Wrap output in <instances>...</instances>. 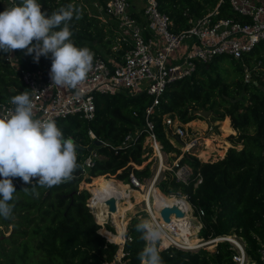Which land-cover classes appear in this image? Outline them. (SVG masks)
Returning <instances> with one entry per match:
<instances>
[{"label": "trees", "instance_id": "trees-1", "mask_svg": "<svg viewBox=\"0 0 264 264\" xmlns=\"http://www.w3.org/2000/svg\"><path fill=\"white\" fill-rule=\"evenodd\" d=\"M107 1L99 0L103 7ZM157 1L159 10L173 20L175 32L190 26V16L201 17L217 7L222 18L239 17L230 0ZM9 2L0 0V12ZM38 3L48 14L68 4L78 8L80 18L74 16L70 22L71 39L77 47L89 48L94 59L103 57L102 49L111 46L106 39L115 32L104 30L100 15L89 12L88 0H38ZM263 51L264 41L247 52L242 60L228 54L210 62L196 60L194 73L170 82L156 106L147 93L134 96L96 93V115L92 120L80 115L56 118L64 137L71 138L76 145L78 167L71 179L50 188L25 185L21 178H13L17 192L10 201L12 216L9 219L0 217V226H12L13 231L0 238V264H107L115 261L121 247L100 231L102 226L88 205L92 192L81 188V183H91L90 189H102L104 184L114 182L122 190L125 183L126 191L133 190L129 185L132 176L140 182L151 176L149 156L153 150L145 144L149 135L147 120L153 122L158 141L165 153L174 155V161L182 154V140L170 132L171 136L168 135L170 127L166 119L187 124L202 119L194 111L203 108L214 112L212 120L225 119L226 133H237L229 136L231 146L224 157L215 161L204 162L192 154H184L181 164L189 165L193 172L189 181L178 180L173 170H163L154 185L153 200L179 201L177 196H186L196 214L199 209L205 211L198 233L200 238L210 242L235 236L243 242L247 254L257 258L258 249L264 243ZM15 53L18 63L24 67L35 69L51 65L43 56L37 63L34 54L28 55L26 49L15 50ZM8 54L0 51V98L4 102L29 91L6 59ZM245 66L251 71L249 81L245 80ZM151 106L153 110L148 115ZM130 133L134 134V140L126 142ZM89 157L94 163L91 167L86 166ZM108 175H115L120 181L107 178ZM199 179H202L200 183ZM24 187H29L28 193L22 191ZM164 195L170 196L161 197ZM188 201L183 202L186 216L180 218V223L183 232L193 234L196 227L188 217ZM97 218L104 220L101 216ZM141 220L131 219L126 234L132 240H127L123 247L122 264H141L137 257L146 242L135 228ZM106 230L115 233L110 224ZM173 240L188 248H198L170 246L160 250L163 264H236L233 255L237 248L231 241H218L215 251L211 252L201 248L199 241L190 244Z\"/></svg>", "mask_w": 264, "mask_h": 264}, {"label": "built area", "instance_id": "built-area-1", "mask_svg": "<svg viewBox=\"0 0 264 264\" xmlns=\"http://www.w3.org/2000/svg\"><path fill=\"white\" fill-rule=\"evenodd\" d=\"M136 1L138 11L135 10L132 0L107 1L104 7L106 14L121 21V29H115V41L112 44L114 56H99L93 60L92 70L79 86V95L76 90L53 86L50 64L30 69L20 65L17 59L13 58V54L9 53L10 56L6 59L15 67L29 88L35 105V118L55 120L59 117L80 115L92 120L96 115V93H123L127 96L147 93L153 98V106H156L170 82L194 73L196 60L210 62L224 54L242 60L247 52L264 41V0H230L231 7L239 15L238 18L220 17L217 7L204 16H190V26L178 32L172 30L173 20L159 10L157 0ZM46 60L52 63L50 54ZM245 72V80H251V71L247 66ZM153 106L148 109V115L152 112ZM12 107L9 102H4L0 98V112H6ZM173 122L171 118L166 119V124L170 128L174 125ZM147 128L149 135L146 144L151 146L153 154L159 161V170L153 184H156L159 175L166 169L173 170L178 180L188 182L193 174L192 168L187 164H181V159L184 154L198 157V153L192 150L198 146L202 147L200 146L202 141L198 138L185 141L182 144V154L169 164L165 162L163 155L165 153L157 139L152 121L147 120ZM170 133L182 141L188 136L180 126ZM90 134L95 138L92 132ZM125 140L133 141L134 134L130 133ZM93 164L92 157H89L86 166L91 167ZM201 181L202 179H199L198 183ZM131 184L135 187L142 186L134 176L131 178ZM195 215L202 222L205 211L199 209ZM154 220L159 225L155 216ZM194 226L200 230L203 223ZM160 228L165 235L162 239L168 241L162 250L171 245L188 248L166 234V226ZM127 240H132V237L127 236L125 232L120 258L116 257L115 261L107 264H122L123 247ZM219 240L236 243L237 250L233 255L236 264H264V243L258 249V257L252 258L246 249L231 237L216 239Z\"/></svg>", "mask_w": 264, "mask_h": 264}, {"label": "clouds", "instance_id": "clouds-1", "mask_svg": "<svg viewBox=\"0 0 264 264\" xmlns=\"http://www.w3.org/2000/svg\"><path fill=\"white\" fill-rule=\"evenodd\" d=\"M74 16L80 18L73 4L48 14L38 0H10L0 12V51L26 49L37 63L50 54L53 86L76 90L79 95V86L92 70L94 54L72 41ZM9 103L13 107L0 112V217L4 219L13 212L10 201L17 192L13 178H21L25 185L50 188L71 179L78 167L74 141L64 137L55 120L35 118L29 91L12 96ZM22 191L28 193L29 187ZM135 228L146 242L137 257L141 264H163L159 225L144 219Z\"/></svg>", "mask_w": 264, "mask_h": 264}, {"label": "rangeland", "instance_id": "rangeland-1", "mask_svg": "<svg viewBox=\"0 0 264 264\" xmlns=\"http://www.w3.org/2000/svg\"><path fill=\"white\" fill-rule=\"evenodd\" d=\"M88 5H89L88 9H89L90 13H93V14L103 13L102 11L104 10V7L100 4L99 0H88ZM101 21L105 25L104 30H107V31L112 30V31L116 32L115 29H121V21L116 17H112V16H109L108 14H106L105 15V21L102 18H101ZM106 40H110L111 46L108 48H103V49L101 48L102 52H103V56H105V57L114 56V50L112 48L113 47L112 44L115 41V34L113 36L108 35ZM11 53L13 54L12 55L13 58L18 59V61H19V57H18L17 53H15V50ZM263 53H264V51H263ZM8 56H10V54H8L6 56V58ZM212 113H214V112L212 111ZM211 115H210L209 119H206V118L201 116L202 119L199 118V119L192 121L190 123H187V124H182L179 121L174 120V122H173L174 125H172V127L169 128L167 133L169 135L170 134L169 132L175 131L178 126L182 127L188 135L187 137L183 138L182 144L185 141H189L190 139L198 138L202 141V144L200 145L202 147L198 146V147L194 148L192 150V152L198 153V157L204 162L218 160L219 158L225 156L228 148L231 146V143L229 142V136L236 135L237 133L236 132L230 133V134L226 133V131H225V119H223V120H214L213 119L212 120ZM211 126L213 128H211ZM170 136H171V134H170ZM146 142H147V140H146ZM173 144H175V141ZM180 147H181V145H180ZM163 155L165 157V162H168L170 164V162H172V158H173L172 156H174V155L173 154H167V153H165ZM155 156L156 155L153 154V152L149 156L150 160L152 162L151 163V171H150L151 176L144 178V180L141 182V184H142L141 187H135L131 183L130 184L128 183L133 190L126 191L124 188L125 183L123 182L124 183L123 184V190L125 192V197L121 198L120 200H117L118 201L117 206L121 211L120 223L123 227H126L125 232H127L128 226H129L131 219L133 217H138V218H141L142 220L150 219L154 224H156V222L154 220V216L157 217L160 215V212L156 211V208L154 206V200H153L155 197L154 196V187H155L154 185L157 184V183L153 184V182H154V177L159 170V161H158V158H156ZM106 177L120 181L116 178L115 175H108ZM93 181H94V179H93ZM90 184L91 183L82 182L81 188H87L88 190H90V186H88ZM152 187H153V192L150 194L149 192H150ZM157 189L161 192V190L158 187H157ZM135 191H138V192H135ZM168 196L169 195H164L161 197L166 198ZM182 197H184L187 200L186 196H182ZM92 200H93V198L91 197V199L88 201V205L92 208V211L96 217V220L102 226V229H106L107 225L110 224L114 227L115 232H116L117 228H116L115 223L113 222V218H112L111 214L109 212H104L103 207H107V206L99 204V206L93 207L92 206ZM179 202H181L182 209H183V201H179ZM189 205L191 206V210L189 211V214H188L189 220L193 223V225H199L200 226V224L202 223L201 220H199L198 217L195 215V211H194L192 205L190 204V202H189ZM98 213H100V214H98ZM98 216H101L102 218H104V220L98 221L99 220L97 218ZM160 217H161V215H160ZM158 220H159L158 224L160 225V227L163 228L164 226H166V232L168 233V235H170L172 239H176V237L178 236V235H175L176 230L174 229V226L176 224H174V222L172 220L170 223L164 222L162 217ZM12 231H13L12 226H8V227L0 226V238H2V235L9 236L12 233ZM106 231L110 232L108 230H106ZM110 233L115 234L113 232H110ZM198 233H199V230L197 227H196V229H194L193 234L185 232L187 238H193L190 240V242H187V243L191 244V243H193V240L196 239L197 241H199L198 245L201 248H207L211 252L215 251L216 243L218 241H215L216 239L212 240L214 242L204 241L202 238H200L198 236ZM231 238L236 240L235 236H232ZM162 241H164V240L161 238V241H160L161 244H162ZM236 241L244 247L243 242H241L240 240H236ZM122 243H123V241H122ZM122 243L121 244L117 243L120 245L121 249H122ZM164 243L168 244V242L166 240L164 241ZM171 246H174V245H171ZM211 246H213V247H211ZM161 248H163V244H162V247H160V250H162ZM179 248H181V247H179ZM197 248H194V249H197ZM185 249H187V248H185ZM120 255H121V250L117 253L116 257L120 258Z\"/></svg>", "mask_w": 264, "mask_h": 264}, {"label": "bare ground", "instance_id": "bare-ground-1", "mask_svg": "<svg viewBox=\"0 0 264 264\" xmlns=\"http://www.w3.org/2000/svg\"><path fill=\"white\" fill-rule=\"evenodd\" d=\"M153 187L151 188V190L149 192L150 194L153 192ZM121 189H122L121 186L118 185V184H116V183H114V182H109V183L104 184V186H103L102 189H90L91 192H92V198H93V200H92V206L93 207H97V206H99V204H102V205L107 206L105 204V200L108 199L111 196H115L117 198V200H120L121 198H124L125 197V193ZM135 192H138V191H135ZM177 199L179 201H183V202L184 201H187L182 196H177ZM179 201H175V200H164V199H160L159 198V199L154 200V206L156 208V211H158V212H160V210L163 208L164 205H174V204H176V205H178L179 207L182 208V204ZM103 209H104V212H108V206L107 207H103ZM190 210H191V206L189 205V211ZM100 213H98V214H100ZM110 214H111V216L113 218V222L116 225L117 231L115 232V234H111L110 232L108 233L106 231V229H102L100 231L102 232V234H104L105 236H107V238L109 240H112L113 242H116V243H120L121 244L122 241H124V233L126 231V227H123L121 225V223H120L121 211L118 208L116 212H113V213H110ZM156 218L157 219H160L161 217L159 215ZM172 221L174 222V224H176L174 226V229L176 230L175 235H178L176 237V239L182 240L184 242H190V240L193 239V238H187L185 232H183V225H181V223H180V218L176 217L175 215H172ZM195 241H197V240L194 239L193 240V243ZM211 247H213V246H211Z\"/></svg>", "mask_w": 264, "mask_h": 264}, {"label": "water", "instance_id": "water-1", "mask_svg": "<svg viewBox=\"0 0 264 264\" xmlns=\"http://www.w3.org/2000/svg\"><path fill=\"white\" fill-rule=\"evenodd\" d=\"M194 114H197L199 116H202L206 119L210 118V115L212 114V111L201 109V110H195ZM98 144H102L101 141L97 142ZM117 198L115 196H111L108 199L105 200V204L108 206V212L113 213L116 212L118 209L117 204ZM160 215L164 222L170 223L172 220V215H175L178 218H183L186 216L185 211L179 207L178 205H164L163 208L160 210ZM107 237V236H106ZM110 242H113L112 240H109ZM116 243V242H114Z\"/></svg>", "mask_w": 264, "mask_h": 264}, {"label": "crops", "instance_id": "crops-1", "mask_svg": "<svg viewBox=\"0 0 264 264\" xmlns=\"http://www.w3.org/2000/svg\"><path fill=\"white\" fill-rule=\"evenodd\" d=\"M132 2H133V4H134L135 7H136L135 10L138 11V10H139V8H138L139 6L136 5L137 1H136V0H132ZM102 12H103V13H101V14L99 13V15H100V17H101L102 19H104V21H105V15H106V12H105L104 10H103ZM104 12H105V13H104ZM105 24H106V23H105Z\"/></svg>", "mask_w": 264, "mask_h": 264}]
</instances>
